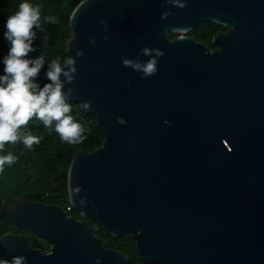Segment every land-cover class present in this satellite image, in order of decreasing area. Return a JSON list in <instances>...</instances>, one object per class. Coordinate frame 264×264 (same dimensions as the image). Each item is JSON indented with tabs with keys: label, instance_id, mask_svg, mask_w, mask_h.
I'll use <instances>...</instances> for the list:
<instances>
[{
	"label": "water",
	"instance_id": "95a60500",
	"mask_svg": "<svg viewBox=\"0 0 264 264\" xmlns=\"http://www.w3.org/2000/svg\"><path fill=\"white\" fill-rule=\"evenodd\" d=\"M164 2L74 3L68 52L78 71L65 91L75 90L68 102L95 116L106 140L73 159L70 202L112 236L135 238L145 262L264 264V0ZM204 22L232 26L215 51L167 37ZM145 46L165 55L142 79L122 57ZM0 205L1 220L29 234L0 237V260L131 264L63 207ZM33 235L51 248L31 247Z\"/></svg>",
	"mask_w": 264,
	"mask_h": 264
},
{
	"label": "trees",
	"instance_id": "16d2710c",
	"mask_svg": "<svg viewBox=\"0 0 264 264\" xmlns=\"http://www.w3.org/2000/svg\"><path fill=\"white\" fill-rule=\"evenodd\" d=\"M76 0H0V76L4 75L3 58L8 54L10 44L5 39L6 21L11 15L19 11V5L28 2L39 5L41 9V28L34 29L37 36L33 42L34 52L29 53L30 59L44 57V67L35 82L41 88L50 81L46 77L48 66L52 60L59 59L61 65L69 58L68 44L73 38L71 16L76 9ZM83 0H80V2ZM55 17V24L47 22L46 18ZM207 31H201L195 36L213 47L212 41L215 31L211 28L222 29L221 25L211 22L201 24ZM210 31V32H209ZM174 37V34H171ZM71 115L80 123L84 131L83 142L70 144L64 142L55 131V122L51 128L45 127L42 121L33 117L29 123L21 128L24 133L31 132L40 138L39 144L31 149L25 147L22 140L15 144H6L5 151L0 155L12 152L18 159L11 166H6L0 174V199L3 204H12V198L32 202L47 203L63 207L65 210L71 205L69 193V172L73 159L79 153L88 154L100 148L106 140L105 133L97 126L95 116L83 110L82 104L71 102ZM1 212V205H0ZM77 220L85 222L92 229L103 244L109 249L121 252L130 258L131 264H155L142 260L137 250V241L130 236L114 237L100 224L93 221L86 213L72 209L70 212ZM12 232L27 234L17 230L13 225L5 224L0 218V237ZM31 247L47 251L51 244L42 238L33 236Z\"/></svg>",
	"mask_w": 264,
	"mask_h": 264
},
{
	"label": "clouds",
	"instance_id": "9594fccd",
	"mask_svg": "<svg viewBox=\"0 0 264 264\" xmlns=\"http://www.w3.org/2000/svg\"><path fill=\"white\" fill-rule=\"evenodd\" d=\"M186 0H165L162 6L172 5L183 9ZM173 15L171 12H163L162 19ZM47 22L55 24V17L46 18ZM105 29L108 27L106 20H101ZM5 39L9 42L8 54L3 58L4 75L0 76V153L5 151L6 144L23 142L25 147L31 149L34 144L40 143V138L31 132L24 133L21 128L26 126L33 117L43 122L45 127L51 128L55 122V131L64 142L78 144L83 142L84 127L71 115V105L68 102L75 91L65 85L71 84L76 79L77 61L74 57L64 60L63 66L59 59L52 60L46 73L50 81L42 88L35 82L41 69L44 67V57L29 58V53L36 49L33 42L37 33L34 29L41 28V9L39 5L28 2L19 5V11L7 18ZM179 39L186 36V29H176ZM108 40V36L104 37ZM95 45L96 40L90 41ZM83 51L77 50L76 56H82ZM165 55L159 48L143 47L140 55L135 59L122 57L125 67L141 73V78L155 76L158 72L159 59ZM141 56L149 57L142 60ZM63 77V79H61ZM85 109L90 108L85 103ZM18 158L12 153L0 155V174H3L6 166H11ZM0 264H27L24 256H14L9 260H0Z\"/></svg>",
	"mask_w": 264,
	"mask_h": 264
},
{
	"label": "flooded vegetation",
	"instance_id": "af4514ba",
	"mask_svg": "<svg viewBox=\"0 0 264 264\" xmlns=\"http://www.w3.org/2000/svg\"><path fill=\"white\" fill-rule=\"evenodd\" d=\"M207 22H204V23H201V24H205ZM213 23V22H211ZM201 24L197 25L196 28L193 30V31H190V32H186V36L187 38H190V39H193L195 42L197 43H204L203 41L200 40L199 37L195 36V33L198 34L199 32L201 31H207L206 30V27H202ZM214 24H217V23H214ZM219 25V24H217ZM222 26V25H221ZM223 28L220 30L218 29L217 27H214V28H211V31H215V34L213 36V41H212V44H213V47H211L210 49H212L213 51L217 50L219 47L217 45L214 44V40L215 38L218 36V35H226L228 34L231 29H232V26L231 27H225V26H222ZM210 32V31H209ZM171 34H174V37H172ZM167 37L170 41H174L176 40L177 38H179V33H167ZM206 44V43H204ZM208 46V45H207ZM20 199H15V198H12V204L10 205H5L3 204L4 206H6L7 208H13V207H16L17 205V202L19 201ZM47 204V203H45ZM74 216V215H73ZM81 221V220H80ZM26 233V232H25ZM24 235H29L28 233L27 234H24ZM33 236H36V235H33ZM32 236V237H33Z\"/></svg>",
	"mask_w": 264,
	"mask_h": 264
},
{
	"label": "built area",
	"instance_id": "2783aa9c",
	"mask_svg": "<svg viewBox=\"0 0 264 264\" xmlns=\"http://www.w3.org/2000/svg\"><path fill=\"white\" fill-rule=\"evenodd\" d=\"M73 208H74V206L71 203V205L66 208V211L71 212Z\"/></svg>",
	"mask_w": 264,
	"mask_h": 264
}]
</instances>
